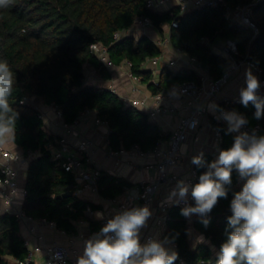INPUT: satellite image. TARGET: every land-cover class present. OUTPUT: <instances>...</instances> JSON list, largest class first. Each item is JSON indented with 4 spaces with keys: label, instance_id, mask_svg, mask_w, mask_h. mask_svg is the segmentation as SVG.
<instances>
[{
    "label": "trees",
    "instance_id": "trees-1",
    "mask_svg": "<svg viewBox=\"0 0 264 264\" xmlns=\"http://www.w3.org/2000/svg\"><path fill=\"white\" fill-rule=\"evenodd\" d=\"M217 7L202 6L181 15L180 8L159 14L147 8L148 0H11L0 7V61H6L14 75V91L9 103L18 118L15 123L13 144L23 152H38L28 166L22 204L24 213L34 219H46L67 234L77 231L75 222L85 219L88 209L101 207L78 198L64 197L75 192V175L53 160L51 144L56 137L50 133L33 104L54 106L62 111L66 123H74L85 110H92L109 128V147L113 151L142 152L154 150L165 137L149 116L133 106L127 107L121 98L102 86L85 84V67L92 66L102 79H110L109 71L92 53L94 44L109 50L111 62L127 61L131 72L149 83L152 94L168 92L172 86L198 81L199 75L188 69L172 71L164 68L157 82H152L151 71L142 69L147 59L159 57L162 49L147 37L114 35L135 26L138 19L149 18L162 31V26L179 23L173 29L170 42L174 49L183 51L213 79H220L231 67L227 57L214 48L222 40H232L238 47L236 61L247 60L261 70L264 81V0H223ZM254 4L253 20L259 33L247 26L230 22L227 7ZM207 39L209 44H203ZM262 99L264 96L258 95ZM33 101V104L30 102ZM223 109V106H220ZM232 111L248 120V127L261 125L264 135V116L254 118L255 107L249 103L234 105ZM223 139L221 150L234 142L223 122H213ZM206 162L213 155L203 156ZM198 176L206 168L194 165ZM238 175L232 174V185L227 198H220L206 217L207 227L197 215L185 218L181 208L173 206L165 237L174 238L178 259L175 264H215L220 245L227 239V218L232 215L230 202L233 193L241 191ZM99 196L115 199L132 185L121 177L103 172L98 180ZM195 205L193 200L191 206ZM194 231L209 243L191 245L190 223ZM95 226V225H94ZM230 231V230H229ZM29 249L20 235L19 221L14 215L0 217V264H14L26 259Z\"/></svg>",
    "mask_w": 264,
    "mask_h": 264
},
{
    "label": "built area",
    "instance_id": "built-area-1",
    "mask_svg": "<svg viewBox=\"0 0 264 264\" xmlns=\"http://www.w3.org/2000/svg\"><path fill=\"white\" fill-rule=\"evenodd\" d=\"M180 3L181 5L179 8L181 15L191 11L192 7L187 3V0H180ZM220 4L225 5L223 0H196L193 4V9L202 6L217 7ZM253 6L254 4L227 7L226 16L230 22L247 26L255 32V35H257L259 33V28L253 20ZM147 8L150 11L154 9V0H148ZM135 26L145 29L152 26V21L147 17H142L138 19ZM171 28H179L177 20L172 22ZM131 30H133V28L116 33L114 35L115 40L119 41L123 37H130ZM202 43L209 44V41L207 39H202ZM91 51L104 67L108 70L113 69L114 64L110 60L107 47H104L101 44H94L91 47ZM223 53L228 57L231 67L220 79L215 80L206 75L199 76V82L190 81L177 84L172 86L168 92H162L156 96L155 107L150 108L149 111V115L155 119L164 114H176L177 108L175 107V101L178 99H186L188 103L187 105L190 115L180 117L175 130L168 139L161 142L154 150L149 152H142L138 147H134L131 151H126L124 149L113 151L110 149L107 154L108 157L119 160L131 152H134L135 156L138 158H151L154 161L149 164V167L156 173L153 180L143 182L137 187L135 194L134 192L132 193L129 188L125 191V198L117 197L115 199H106L115 207L118 213L132 207L147 206L150 209L152 215L147 222V226L141 229L140 235L143 237L141 243L147 242L150 238L161 241L164 240L168 229V222L170 220V209L173 206L181 209L186 206L184 201H181L179 204H176L175 202L172 204L170 201L161 199L164 193H170L176 183L181 179L186 180V182L191 185L198 183L199 176L194 166L187 175H177L174 173V169L179 167L183 161L182 148L188 136L199 130L203 117L207 115V104L218 98L219 94L229 85L244 66H248L258 73L260 77V91L257 95L264 96V81L261 79V70L254 63L247 60H235V57L238 55V47L236 43L232 40H225ZM148 61H151L153 65L157 66L159 58H151L147 60V62ZM110 90L118 95L117 89L112 88ZM133 91H137V89L133 88ZM118 96L124 103V97L121 95ZM127 100L130 104L135 103L130 99ZM221 103L223 105L222 110L224 111H232L234 105L241 104L240 99L230 98L223 99ZM52 107L56 112L55 127L58 131H61L60 133H62L59 138H56V144L50 145L53 160L61 165L65 171L71 172L75 175L76 185L74 194L76 196L79 197L82 195L86 189L99 195L98 180L101 177L102 172L99 169L91 170L86 168V166L92 162L93 154L96 149L95 143L91 140L84 139L76 144H71L68 140V135L74 133L75 128L82 120L91 118L93 115H97V113L87 109L80 114L74 123L69 124L64 121L62 111L54 106ZM37 110L39 111L38 108ZM40 118L44 120L42 113H40ZM96 121L97 124L107 126L106 123L101 121L97 116ZM214 122H223L221 112L214 118ZM211 128L218 144L221 146L223 139L221 132L214 124L211 125ZM242 128L250 134L255 130L258 136L261 134L262 130L260 124L255 125L253 128L248 127V125H245ZM196 141L198 140L196 139ZM37 155L38 152H23L20 149H12L6 144L4 139H0V199L3 201V205L0 206V217L4 214H11L14 215L19 222L31 220V218L24 213L22 205L19 209L16 204L20 197L22 200L21 204H23L27 194L25 188L22 189L20 187V170L26 164L35 159ZM156 199H161V202L155 206L154 203ZM192 202L193 199L189 192L186 203L187 205H191ZM97 213L101 214L100 212L88 209L86 214L91 219L95 221L97 220L102 228L112 217H104L102 215L98 217ZM39 222L43 226L57 229L55 223L49 222L46 219H40ZM149 229H152L154 233H150ZM93 234H91L89 238ZM81 237L84 238L85 235L82 234ZM28 244L29 243L26 242L27 247ZM56 254H59L60 258H56ZM78 255L79 254L76 250H72L64 244L55 243L48 247L44 264H76V258ZM16 263L36 264L34 263L33 252L29 250L26 259L23 261H16ZM179 263L184 264V261L179 260Z\"/></svg>",
    "mask_w": 264,
    "mask_h": 264
},
{
    "label": "clouds",
    "instance_id": "clouds-1",
    "mask_svg": "<svg viewBox=\"0 0 264 264\" xmlns=\"http://www.w3.org/2000/svg\"><path fill=\"white\" fill-rule=\"evenodd\" d=\"M11 0H0V7H6ZM246 87L240 89V102L247 107L251 103L256 111L254 118L264 116V99L257 95L260 88L258 78L251 70L245 73ZM14 75L6 61H0V139L14 137L18 113L9 103L14 91ZM211 107L216 108L215 104ZM226 121L228 133H238L230 148L219 151L211 162L203 154L193 156L191 163L206 168L198 177V183L189 184L179 180L169 194L168 200L185 202L181 215L191 218L197 215L205 227L206 218L220 198H227L235 171L243 181L241 191L233 193L230 202L232 215L227 218L225 230L227 239L218 252L215 264H264V135L241 131L248 120L236 111L220 110ZM189 192L195 205H187ZM101 214L97 213L99 217ZM152 215L147 206L125 209L97 232L83 245L82 254L76 264H175L178 253L171 247L174 238L164 240L148 239L141 243V229L147 226ZM230 230V231H229ZM204 242L200 236L197 243ZM56 258H60L56 254Z\"/></svg>",
    "mask_w": 264,
    "mask_h": 264
},
{
    "label": "crops",
    "instance_id": "crops-1",
    "mask_svg": "<svg viewBox=\"0 0 264 264\" xmlns=\"http://www.w3.org/2000/svg\"><path fill=\"white\" fill-rule=\"evenodd\" d=\"M195 1L196 0H187V3L190 5V7H192L191 10H193V4L195 3ZM180 5V0H154V9L152 11L155 13L164 14L170 12L175 8H179ZM132 28L133 30H131L132 32L130 37H135L137 33L139 34L140 32H142L143 36L139 34L137 35V38H135L141 39L143 37H147L150 41L156 43L162 49V54L158 57L159 63L157 66L153 65L151 61L147 62V60L149 59H147L142 66L143 70L151 71L153 77L152 82L158 81L161 71L164 68L170 69L172 71L188 69L194 71L199 76H210L206 71L203 70V68L198 64L196 60L188 57L183 51L174 49L171 46L170 36L173 30L171 28V24L163 25L162 31L156 28L153 23L151 27L145 29L137 26L135 28ZM224 42L225 40L220 41L214 48L216 49L217 53L220 54V56L227 57L223 53ZM113 64V69L108 70L110 74V79L108 80L100 78L95 69L92 66L87 65L85 67V84L96 86L99 85L102 87H106L109 90L112 88L117 89L118 95L124 97V104L127 107L134 106L135 108H138L139 110L145 112L149 116L150 121L157 124L161 129L163 135L168 139L175 130L180 117L190 115L187 100L178 99L177 101H175V107L177 108L176 114H164L160 115L156 119L152 118L149 115V111L150 108L155 107V100L158 94H152L148 87L149 83L144 82L141 77H136L132 74L129 62L122 61L120 64ZM246 70H251L253 74H256L260 82L258 73L250 67L244 66L235 76V78L229 83V85L225 87L224 90L219 94L218 98L216 100L210 101L207 104V115L203 117L199 130L195 133H191L188 136L185 144L183 145V161L179 167L174 169L175 174L187 175L194 166L191 163V159L193 156L200 154H203L204 156L206 154H210L217 158L221 147L215 138L211 125L214 122V118L220 114V110L222 109L220 108V106H223L221 103L223 99H240V89L242 87H246ZM133 88H136L137 91H133ZM259 91L260 88L258 90V93ZM127 99H130L135 103L130 104ZM212 104H215L217 107H211ZM40 111L43 112V121L45 123V126H47V128L50 130V133H52L56 138H59L62 133H60L61 131H58V129L55 127V109L52 106H45L41 104ZM96 116L97 115H93L91 118L82 120L80 124L75 128L74 133L68 135V140L71 144H76L80 140L84 139L93 141L96 145V149L93 154L91 164L87 165L86 168H89L91 170L99 169L102 173L106 172L123 178L132 185L130 191L132 193L134 192L135 194L137 187H139L143 182L151 181L155 178V171L149 167V164L153 163L154 161L151 158H138L137 156H135L134 152H131L130 154L122 157L119 160L116 158L108 157L107 154L110 151L108 141L109 128L107 126L97 124ZM223 123L227 125L226 121L224 120ZM241 131H244L243 128L241 129ZM232 134L233 137H235V135H237L238 133ZM196 139L198 141H196ZM16 148L19 149L18 147ZM117 160L120 162H118ZM28 166L29 163L22 167L20 170V187L22 189L25 188ZM243 183V181H238V186L241 189ZM125 194L126 193H124L122 196H119V198H125ZM169 194L170 193H164L161 199L169 201ZM78 198L100 206L101 209L95 212H100L104 217L113 218L116 214H118L115 207L110 204L108 200L94 194L89 189H86V191H84V193ZM161 199H156L154 205L156 206L158 203H160ZM170 202H172L173 204V202H175V198ZM21 203L22 200L20 197L16 204L19 209L21 208ZM2 205L3 201L0 199V206ZM30 218L31 220L19 222V229L20 235L26 242L29 243L28 249L33 252L34 263L36 264H44L48 247L55 243L64 244L70 247L72 250H76L79 255L82 254L84 242L89 238L91 234H93L94 232H98L101 229L100 223L88 216L85 219L75 222L77 231L72 234H67L63 231L53 229L49 226H43L39 222L40 219H34L32 217ZM189 224L190 233L193 236L200 237V235L197 234L192 228L191 222ZM149 231L150 233H154L152 229H149ZM82 234L85 235L84 238L81 237ZM140 237L142 242V235H140ZM204 240L205 241L202 243H209L205 238ZM166 247H171L176 251V247L174 244L166 245ZM13 263L17 264L16 261H13Z\"/></svg>",
    "mask_w": 264,
    "mask_h": 264
},
{
    "label": "rangeland",
    "instance_id": "rangeland-1",
    "mask_svg": "<svg viewBox=\"0 0 264 264\" xmlns=\"http://www.w3.org/2000/svg\"><path fill=\"white\" fill-rule=\"evenodd\" d=\"M136 27V26H135ZM134 27V28H135ZM138 27V26H137ZM144 29V28H143ZM144 31V30H143ZM141 36H143V33L142 32H140L139 33ZM138 33H137V35H139ZM137 35H135V37L137 38ZM255 76H256V74H254ZM257 78H258V76H256ZM259 80V79H258ZM92 84V83H91ZM99 86V85H98ZM104 88H106V87H104ZM32 104H33V101H30ZM35 107H36V109L38 108L39 109V111H40V104L38 105V103H36V104H33ZM40 113H42L43 114V112L42 111H40ZM45 124V123H44ZM46 129L50 132V130L47 128V126H46ZM5 141H6V144H8V146H10L12 149H17L16 148V146L13 144V138L11 137V136H8V137H5V138H3ZM191 234V233H190ZM190 238H191V243H192V245L194 246V245H197L198 243H197V240H198V238L199 237H197V236H193L192 234L190 235ZM205 241V240H204Z\"/></svg>",
    "mask_w": 264,
    "mask_h": 264
},
{
    "label": "water",
    "instance_id": "water-1",
    "mask_svg": "<svg viewBox=\"0 0 264 264\" xmlns=\"http://www.w3.org/2000/svg\"><path fill=\"white\" fill-rule=\"evenodd\" d=\"M72 196H74V192H70V193L64 195V197H72Z\"/></svg>",
    "mask_w": 264,
    "mask_h": 264
}]
</instances>
